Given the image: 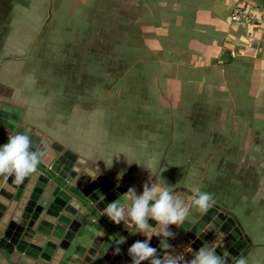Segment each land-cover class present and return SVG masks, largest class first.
Listing matches in <instances>:
<instances>
[{
    "label": "crops",
    "instance_id": "crops-1",
    "mask_svg": "<svg viewBox=\"0 0 264 264\" xmlns=\"http://www.w3.org/2000/svg\"><path fill=\"white\" fill-rule=\"evenodd\" d=\"M91 1L80 4L88 31L70 46L74 61L62 58L67 66L58 81L41 78L48 67L62 73L64 64L54 54L64 51L66 36L56 34L57 47L42 35L22 57L0 58V104L20 119L5 134L28 135L34 149L57 143L61 151L47 168L54 169L49 178L86 201L104 224L79 202L87 211L82 236H90L77 264H92L116 244L111 232L127 248L146 239L101 213L130 187L141 195L145 183L166 184L187 200L194 188L208 193L205 187L215 178L212 206L232 216L247 241L232 264H264V0H98L96 7ZM238 8L254 16L252 24L231 20ZM29 63L34 66L23 69ZM133 65L142 85L123 97L113 90L125 99L113 101L109 90ZM71 74L77 92L65 89ZM106 77L110 82L100 95L89 90ZM223 180L239 187L232 204L225 203ZM5 184L0 182V191ZM27 197L25 191L12 219ZM180 225L170 226L176 231L171 251L191 259L195 250ZM223 238L217 232L206 245L224 247ZM0 264H10L2 251Z\"/></svg>",
    "mask_w": 264,
    "mask_h": 264
},
{
    "label": "water",
    "instance_id": "water-1",
    "mask_svg": "<svg viewBox=\"0 0 264 264\" xmlns=\"http://www.w3.org/2000/svg\"><path fill=\"white\" fill-rule=\"evenodd\" d=\"M11 110L9 105L0 104V135L5 138L0 137V146L8 139L4 129L15 131L20 122L18 115L10 114ZM36 145L32 141L30 149L41 153V162L35 172L20 182H16L14 175L0 174V182L6 180L2 187L5 191H0V251L10 264H77L89 245L86 235L90 236L88 232L82 236L87 211L79 202L103 224L102 219L86 201L49 178L54 169L47 168L61 147L55 142L34 149ZM25 191H28V197L19 217L14 220L12 214L20 207ZM180 227L187 231L184 236L195 251L220 232L224 236L221 244L225 245H219L215 251L218 254L228 252V264H232L247 247L236 220L215 206L205 212L193 211ZM170 231L176 234L174 229L170 228ZM111 234L116 244L95 257L92 264L131 263L126 245L119 244L121 239ZM158 242V238L152 236L151 245L156 247ZM59 251H63L61 256Z\"/></svg>",
    "mask_w": 264,
    "mask_h": 264
},
{
    "label": "clouds",
    "instance_id": "clouds-1",
    "mask_svg": "<svg viewBox=\"0 0 264 264\" xmlns=\"http://www.w3.org/2000/svg\"><path fill=\"white\" fill-rule=\"evenodd\" d=\"M31 147L32 139L28 135L16 133L8 136L7 143L0 146V174L14 175L16 182H20L35 172L41 162V153L31 151ZM192 191L194 194L186 200L182 194L170 192L166 184L150 182L143 185L141 195L130 187L117 200L106 205L101 213L110 222L123 223L128 231L135 229L129 232L146 237L136 240L128 248L131 264H228V252L218 254L206 244L193 251L191 259L171 251L173 246L168 240L175 239L176 234L170 231V226L182 223L193 211H207L214 203L210 193L201 192L199 188ZM150 220L156 222L155 226L149 223ZM153 233L159 241L156 247L151 245ZM123 243L124 238L119 241V244ZM116 253H119V247ZM237 264L246 262L238 260Z\"/></svg>",
    "mask_w": 264,
    "mask_h": 264
},
{
    "label": "rangeland",
    "instance_id": "rangeland-1",
    "mask_svg": "<svg viewBox=\"0 0 264 264\" xmlns=\"http://www.w3.org/2000/svg\"><path fill=\"white\" fill-rule=\"evenodd\" d=\"M83 0H0V58L1 57H22L26 48L31 44H33L40 36H46L50 38L52 43H56L55 40L56 34L66 36V46L64 51H60V54H54L55 62L57 61L58 65H62L66 62L74 61V52L72 53V49L70 46L75 43L77 35L85 34L88 31L87 24L88 19L83 18L86 10L81 7V3ZM88 0H86L87 2ZM98 0H92L90 5L92 7H96L98 4H101ZM94 15V10H89L88 16ZM48 42V40L46 41ZM120 42V38L117 43ZM57 47L60 45L56 43ZM123 49L122 54L128 55L130 58V62H135V59L132 57V53L126 51L125 47H120ZM64 55V56H63ZM135 56V55H134ZM65 61L63 63L62 61ZM127 58L124 57V59ZM126 65V59L124 61ZM129 65V64H128ZM34 66L33 63L26 64L23 69H29ZM66 66L64 64V68L61 69L60 72L51 73L53 68L48 67L46 73L43 75V79L47 84V79L53 77H58L57 81L61 78V76L66 71ZM18 69L19 66H16ZM136 65H133L128 68L127 74L124 73V77L117 79L116 83L113 84L112 88L109 90L110 95L113 101H125V99H120L119 97L113 95L114 93L119 91L120 96L123 97L126 89H128V93L137 94L138 88L142 85L141 77L143 76L137 70ZM20 71V70H18ZM28 71V70H23ZM21 70V74L25 73L27 75L28 72H23ZM20 75V74H19ZM38 75V74H37ZM41 77L42 75L39 74ZM98 77V73H97ZM23 78V77H22ZM63 78V77H62ZM69 80L73 81L72 83H66V88L71 90L72 92H77L76 89V75H69ZM64 79V78H63ZM87 78L84 79L86 81ZM110 82V79L106 77L103 81L102 78H98L96 84L98 86L90 85L89 90L94 91L96 95H100L103 87H106ZM43 83V82H42ZM74 83V84H73ZM60 84V83H59ZM73 84V85H72ZM14 86H21L19 83ZM33 89V88H32ZM116 89V90H115ZM49 89L45 93L49 95ZM108 96V97H110ZM47 98V96H46ZM152 102V101H149ZM262 157L261 155H257V160ZM217 178L205 182L208 185L205 187L208 193L211 195H217L216 188ZM225 189L223 191V197L225 199V203L232 204L231 197L234 196L236 187L239 188L235 183H232L228 180L222 181ZM237 190V189H236ZM230 197V198H229Z\"/></svg>",
    "mask_w": 264,
    "mask_h": 264
},
{
    "label": "built area",
    "instance_id": "built-area-1",
    "mask_svg": "<svg viewBox=\"0 0 264 264\" xmlns=\"http://www.w3.org/2000/svg\"><path fill=\"white\" fill-rule=\"evenodd\" d=\"M231 20L235 23L243 22L247 24H252L254 21V16L247 12L245 9L238 8L232 12Z\"/></svg>",
    "mask_w": 264,
    "mask_h": 264
},
{
    "label": "trees",
    "instance_id": "trees-1",
    "mask_svg": "<svg viewBox=\"0 0 264 264\" xmlns=\"http://www.w3.org/2000/svg\"><path fill=\"white\" fill-rule=\"evenodd\" d=\"M50 176H52L51 174H49Z\"/></svg>",
    "mask_w": 264,
    "mask_h": 264
}]
</instances>
